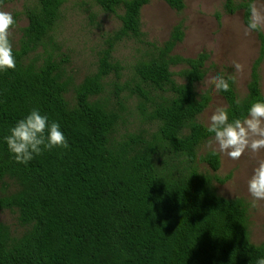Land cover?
Returning <instances> with one entry per match:
<instances>
[{"label": "trees", "instance_id": "obj_1", "mask_svg": "<svg viewBox=\"0 0 264 264\" xmlns=\"http://www.w3.org/2000/svg\"><path fill=\"white\" fill-rule=\"evenodd\" d=\"M150 1L95 0L105 14L119 17L121 27L108 40L97 73L75 89L73 105L66 99L71 84L62 64L47 50L43 60H30L52 40L65 0H34L27 12L28 26L14 49L16 67L0 72V184L6 192L0 213L16 212L27 231L15 238L0 222V264H255L264 256V244L250 240L247 204L214 191V181L224 184L229 178L198 169L202 162L216 173L221 163L214 152L199 159L200 147L210 139L198 121L212 102L210 93L198 92L209 55L174 54L184 39L182 25L139 62L135 89L126 88L150 131L114 139L126 109L121 101L116 108L100 97L111 76L121 78L122 67L113 63L115 46L143 42L142 11ZM164 1L178 13L185 9L184 0ZM250 2L225 0L226 13L244 11L247 26ZM252 32L261 48L246 97L240 99L235 82L220 93L230 119L264 99V33ZM177 67L183 69L174 73ZM117 89L123 88L117 84ZM34 108L60 124L69 146L24 165L14 160L3 137Z\"/></svg>", "mask_w": 264, "mask_h": 264}, {"label": "rangeland", "instance_id": "obj_2", "mask_svg": "<svg viewBox=\"0 0 264 264\" xmlns=\"http://www.w3.org/2000/svg\"><path fill=\"white\" fill-rule=\"evenodd\" d=\"M241 0H236L239 4ZM185 9L178 13L171 9L164 0H151L142 11V29L145 34L143 42L125 40L115 46L113 63L122 67L121 78L117 80L111 76L106 81V88L102 100H107L118 108L121 101L126 113L114 135L120 141L128 134L150 131V127L142 122L138 112V100L131 98L130 91L135 89L137 79L135 68L139 62L147 60L154 47H161L171 37L173 29L183 26L184 39L177 45L174 54L183 58L195 59L200 54L209 55L206 63L207 76L198 86L199 93L208 92L212 102L210 107L198 119L206 125L207 118L215 106L228 107L226 100L212 88L210 77L218 72L234 75L235 87L240 99L247 95V86L256 60L259 58L261 43L256 33L247 30L244 22V11H237L234 15L226 13L225 0H184ZM34 0H0V10L11 12L16 21L11 28L10 39L15 50L19 49L23 30L28 26L27 12L34 6ZM257 8L264 13V2H256ZM121 14V12H120ZM118 16L105 14L95 0H65L62 17L52 35L47 41V47L41 48L33 54L30 60L38 57L45 58V50L62 64L64 78L71 87L66 96L67 101L75 103V89L83 81L97 73L101 55L107 47V42L120 29ZM264 33V30H262ZM233 61L243 65L242 72H234ZM183 67L173 68L179 73ZM261 89L264 95V61L260 68ZM179 83L183 81L175 78ZM117 84L122 91H118ZM213 152L205 143L199 149V159ZM218 154V153H217ZM221 167L218 172L202 162H198L201 173L212 178L225 180L224 184L213 182L215 193L228 200H243L249 211V234L251 242L256 246L264 244V201L256 202L253 206L247 191V180L251 175L257 159L264 158V151L259 154L246 151L240 158L233 160L223 154H218ZM11 186L10 192L17 188ZM5 186L0 184V196L5 194ZM16 212L4 211L0 213V222L7 225L15 238L21 237L27 228L21 226Z\"/></svg>", "mask_w": 264, "mask_h": 264}, {"label": "clouds", "instance_id": "obj_3", "mask_svg": "<svg viewBox=\"0 0 264 264\" xmlns=\"http://www.w3.org/2000/svg\"><path fill=\"white\" fill-rule=\"evenodd\" d=\"M247 30H264V13L251 0L248 6ZM16 21L11 12L0 10V72L14 70L15 53L10 39L11 28ZM234 72H242L243 65L233 61ZM214 91L219 94L230 89L235 82L234 75L218 72L210 77ZM239 104V100L236 101ZM210 139L207 146L214 153L223 154L236 160L246 151L259 154L264 151V99H256L242 117L231 118L225 106H215L205 125ZM9 153L17 163L27 165L45 151L54 148H67L68 141L58 122L50 120L38 108L32 109L18 119L3 137ZM247 191L253 206L264 201V158L257 159L247 180ZM255 264H264V256L256 259Z\"/></svg>", "mask_w": 264, "mask_h": 264}]
</instances>
